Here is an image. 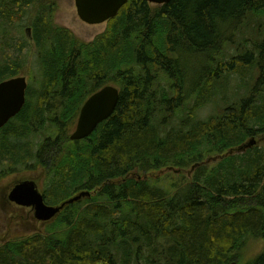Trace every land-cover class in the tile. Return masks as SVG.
Returning a JSON list of instances; mask_svg holds the SVG:
<instances>
[{
    "label": "trees",
    "instance_id": "trees-1",
    "mask_svg": "<svg viewBox=\"0 0 264 264\" xmlns=\"http://www.w3.org/2000/svg\"><path fill=\"white\" fill-rule=\"evenodd\" d=\"M55 8L0 0V81L21 71L26 42L11 26L30 14L41 70L0 129V177L50 169L53 205L97 193L67 205L45 234L1 244L0 264H229L251 239L263 248L247 264H264V0H128L89 43L54 23ZM107 84L120 90L115 112L72 141L82 105ZM251 137L258 145L232 152ZM212 154L219 161L205 167ZM195 164L171 189L133 176Z\"/></svg>",
    "mask_w": 264,
    "mask_h": 264
},
{
    "label": "rangeland",
    "instance_id": "rangeland-1",
    "mask_svg": "<svg viewBox=\"0 0 264 264\" xmlns=\"http://www.w3.org/2000/svg\"><path fill=\"white\" fill-rule=\"evenodd\" d=\"M54 11V23L61 28L70 29L76 39H79L80 41L89 43L93 41L97 35L104 32L108 27L107 22L102 24H87L82 21L77 14L75 0H56V8ZM32 16L33 15L30 14L22 21L16 23L15 26H11V34L14 35V40L18 43L26 42V45H24V47L19 51V55L22 56L23 59V66L19 75L25 76L27 78L28 87L30 88L31 92L38 87V81L41 78V70L37 57L39 51L34 45L32 33L31 39L27 32V29L30 28L29 26H31L30 22ZM8 53L9 55H11L13 51L9 52L8 50ZM236 84L237 82H234V89L237 88ZM244 91L245 90L242 89L240 90L242 94H244ZM220 102L222 103L221 100ZM214 111L215 105L214 103H211L203 107L199 115L202 118H206L208 117V115L214 113ZM45 117L48 118V121L44 122L43 128H40L36 131L38 135H32L29 138V144H31L34 148L39 142L43 141L45 137H47L46 135L42 134L48 132L51 122H49V115H45ZM77 118L75 120V124L71 128L70 134L75 129ZM253 138L256 139V144L258 145L260 139L256 137L248 138L246 142H244V144L249 142ZM260 144H262V142H260L259 145ZM233 151H236V149L232 150V152ZM219 156L220 155L216 154L208 155L203 164H205V167H213L219 161ZM197 169L198 164H195L187 168L168 167L162 169V171L154 172L153 174L137 173L133 176H137L135 178L137 180H156L162 187L171 189L168 185L172 184V182H177V184H180L186 183V181L191 180L192 175L196 173ZM50 179V169L45 167H37L33 169L31 166H21L16 171H10L0 177V245L5 244L8 241H16L18 239H22L23 237L33 235L35 233L45 234L47 232L46 229L51 225L52 222L57 219L58 216L50 221L39 220L36 218L35 211L34 209H32V207L20 205L12 201L10 198V194L14 186L19 182L26 180H34L37 183L40 191L45 194L46 188L51 183ZM87 191H90V196L84 197L80 201L91 199L97 193L96 190ZM80 192H76L73 196L77 195ZM262 248L263 247L261 241H254L251 239L246 243V245L242 249L241 255L238 256L237 260L235 261H237V264H247L252 258H254L262 251Z\"/></svg>",
    "mask_w": 264,
    "mask_h": 264
},
{
    "label": "water",
    "instance_id": "water-1",
    "mask_svg": "<svg viewBox=\"0 0 264 264\" xmlns=\"http://www.w3.org/2000/svg\"><path fill=\"white\" fill-rule=\"evenodd\" d=\"M151 4H165L171 0H147ZM128 0H75L77 14L82 21L87 24H102L118 15L121 8ZM29 37L31 28L27 29ZM28 81L25 76H14L0 81V129L17 116L27 102ZM120 99V90L113 84H107L98 91L91 94L82 105L76 127L70 134L72 141H79L89 137L96 128L107 120L115 112ZM256 140L253 138L249 142L236 148L237 152H244L253 148ZM90 191H81L77 195L65 200L59 205L47 204L44 194L40 191L34 180L19 182L11 191L12 201L30 206L35 211L37 219L50 221L56 218L61 211L70 204L89 197ZM229 264H237L232 261Z\"/></svg>",
    "mask_w": 264,
    "mask_h": 264
},
{
    "label": "bare ground",
    "instance_id": "bare-ground-1",
    "mask_svg": "<svg viewBox=\"0 0 264 264\" xmlns=\"http://www.w3.org/2000/svg\"><path fill=\"white\" fill-rule=\"evenodd\" d=\"M2 81V80H1ZM29 88V87H28ZM232 90V89H231ZM27 103V102H26ZM256 140V139H255ZM105 233V232H104ZM142 250V249H141Z\"/></svg>",
    "mask_w": 264,
    "mask_h": 264
}]
</instances>
